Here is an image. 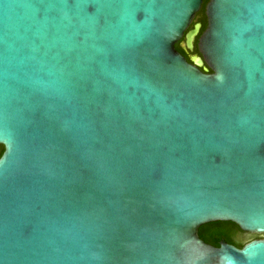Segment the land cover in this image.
I'll use <instances>...</instances> for the list:
<instances>
[{
    "label": "water",
    "instance_id": "1",
    "mask_svg": "<svg viewBox=\"0 0 264 264\" xmlns=\"http://www.w3.org/2000/svg\"><path fill=\"white\" fill-rule=\"evenodd\" d=\"M0 0V264H264V0ZM203 67V71L201 70Z\"/></svg>",
    "mask_w": 264,
    "mask_h": 264
},
{
    "label": "trees",
    "instance_id": "2",
    "mask_svg": "<svg viewBox=\"0 0 264 264\" xmlns=\"http://www.w3.org/2000/svg\"><path fill=\"white\" fill-rule=\"evenodd\" d=\"M209 0H203L201 8L197 13V17L199 18V22L202 25V28L205 27V6ZM175 50L183 55V51L175 46ZM198 237L206 244H214L218 241L219 238H224L227 241L235 244L238 248H242L245 244L253 241L260 240L264 238V236L251 235L247 233H243L238 228L232 224L228 223H214L202 226L198 230Z\"/></svg>",
    "mask_w": 264,
    "mask_h": 264
},
{
    "label": "flooded vegetation",
    "instance_id": "3",
    "mask_svg": "<svg viewBox=\"0 0 264 264\" xmlns=\"http://www.w3.org/2000/svg\"><path fill=\"white\" fill-rule=\"evenodd\" d=\"M204 15H205V14H204ZM205 22H206V17H205ZM196 24H200L201 27H200V29H199L198 35L195 37V40H194V42H193L192 50H191V51L186 49V46H185V39H184V37H183V38H182L177 44H175V46H177L178 48H180V49L183 51V55H182V56L186 59V61H187L188 63L191 62V58H192V57H194V56H199V54H198V49H197V41H198V38L200 37V35L204 32V30H205V28H206V25H205L204 28H202V25H201V23L199 22V18L197 17V14H196V15L194 16V18H193L191 24L189 25V27H188L186 33L189 32V31H191V30H193V28H194V26H195ZM201 70L203 71V67H202ZM2 153H3V147L0 145V157H1ZM238 230H239V229H238ZM262 239H264V238H262ZM262 239H260V240H262ZM220 242H225L226 244H229V245L234 246L235 248H238L235 244H233V243L227 241V240L224 239V238H219L218 241H217L216 243H214V244H210V246H213V247H216V248H217V247L219 246V243H220ZM238 249H240V248H238Z\"/></svg>",
    "mask_w": 264,
    "mask_h": 264
}]
</instances>
